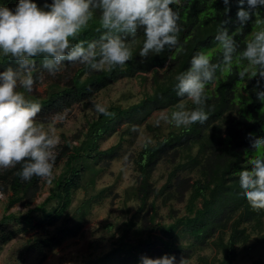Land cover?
I'll list each match as a JSON object with an SVG mask.
<instances>
[{
	"label": "trees",
	"instance_id": "16d2710c",
	"mask_svg": "<svg viewBox=\"0 0 264 264\" xmlns=\"http://www.w3.org/2000/svg\"><path fill=\"white\" fill-rule=\"evenodd\" d=\"M18 2L0 0V6L15 9ZM34 2L43 6L51 0ZM230 5V11H227L222 0H177L172 7L180 13L178 23L182 30L178 33L179 43L175 49L166 47L162 53L152 54L141 62L139 51L145 39L141 29L130 41L133 58L122 68L90 71L79 63H65L61 72L48 83L44 97L29 95L30 99L42 104L37 118L43 122V117L59 113L74 103L95 111L94 95L123 77L142 76L143 81L150 79L152 86L137 102L126 106L119 101L107 105L109 111L115 113L114 117L96 113L88 119L84 134L74 135L77 143H73V138L62 135L63 143L56 159L57 164L63 159L62 168L55 174L47 195L41 201L33 203L41 188L40 178L33 176L30 181L21 180L17 175L21 165L0 170V187L11 192L0 217V242L9 237V233L3 232L6 224H16L25 231H34L26 240L23 252L34 249L43 258L64 238L79 231L92 204L110 191L109 186L92 192L90 189L110 162L120 155L124 135L132 134L134 138L138 132H133L132 127L139 128L143 122L151 130L146 121L153 111L166 108L171 112L180 102L185 103L188 109L194 107L187 98L182 101L175 90V77L187 71L191 58L201 50H210L212 62L220 64L222 50L215 37L221 28L226 27L229 34L234 35L239 53L251 33L258 28L256 18L264 19L262 7L256 10L252 21L242 30H237L236 0H230ZM99 17L100 11L95 10L94 19L80 40L90 42L99 39L104 31L99 25ZM9 66L15 68L16 64L10 57L0 54V71ZM242 66L234 63L231 69L218 71L215 84L208 86L207 94L211 99L207 100V106L211 110L205 124L196 123L179 129L167 125L165 133L158 131L154 134L155 140L151 145L144 147L143 143L132 158L138 171V184L125 189L124 197L125 200L132 196L138 199L136 209L117 226L105 224L104 229L109 234L89 242L85 254L69 264H141L143 256L159 258L165 254L174 255L177 264L181 257L189 261L193 256H196L195 264H211L216 259L218 264H236L237 245L246 244L251 231H258L250 230L244 224L262 220L264 216V211L259 213L248 204L237 175L251 167L252 159L264 156L251 147L248 137L249 133L264 137V102L256 97L255 79L239 78ZM45 71L41 60L37 59L34 75L38 78ZM260 90H264V81ZM118 129L121 131L118 141L100 148L99 141ZM164 159L171 166L164 183L155 187L151 182L152 172ZM78 188L84 189L85 196L72 208ZM159 197L164 202L169 199L184 201L186 212L176 215L171 210L173 220L164 223L158 214ZM16 204L21 209L9 210ZM240 209L244 215L236 217ZM209 245L221 254L220 258L212 256L210 259L201 253ZM251 264H257V260Z\"/></svg>",
	"mask_w": 264,
	"mask_h": 264
},
{
	"label": "clouds",
	"instance_id": "9594fccd",
	"mask_svg": "<svg viewBox=\"0 0 264 264\" xmlns=\"http://www.w3.org/2000/svg\"><path fill=\"white\" fill-rule=\"evenodd\" d=\"M177 0H51L38 5L34 0H19L15 9L0 6V54L10 57L16 64L0 71V169H14L21 165L17 175L23 181L33 176L47 184L55 179V165L60 136L54 128H46L36 117L42 104L30 99L38 78L34 75L36 60L49 76L55 77L65 63L84 65L90 71H113L123 67L133 58L130 41L143 30L144 41L139 51L141 62L152 54H160L165 48L175 49L179 43L178 23L180 13L172 7ZM230 11V0H222ZM237 19L242 30L253 20L256 10L264 7V0H236ZM247 6V7H245ZM100 11L99 25L104 30L98 40L85 42L79 37L94 19V11ZM227 23V22H224ZM257 30L251 33L244 49L237 53V42L226 27L216 35L222 50V61L214 64L210 50L197 52L187 71L175 79L176 95L187 98L194 107L188 109L180 102L171 112L164 110L155 121L176 128L188 127L208 119L207 94L214 85L218 71L243 65L238 72L241 80H256V97L264 102V19L256 18ZM246 62V64L244 63ZM42 79V76L40 77ZM23 89V90H21ZM97 114L108 118L115 116L105 104L94 105ZM139 132L137 126L131 129ZM251 147L264 153V137L249 133ZM75 143V142H73ZM153 143L147 138L144 147ZM125 163L128 156L124 157ZM251 167L238 172L239 185L252 209L264 211V156L250 161ZM141 264H177L174 255L159 258L141 257ZM178 264H187L181 257Z\"/></svg>",
	"mask_w": 264,
	"mask_h": 264
},
{
	"label": "rangeland",
	"instance_id": "374dc122",
	"mask_svg": "<svg viewBox=\"0 0 264 264\" xmlns=\"http://www.w3.org/2000/svg\"><path fill=\"white\" fill-rule=\"evenodd\" d=\"M149 75L150 73L147 74V76ZM41 76L42 79H40ZM54 78L53 76H49L46 71L41 72L33 93L28 95L44 97L46 95L48 83ZM142 79V76L120 78L116 82L104 87L95 94L92 99L96 103L105 105L119 101L126 106L132 102H137L143 98L152 87L150 79L145 81ZM164 110L167 109L164 108L153 111L148 117L146 122L151 126V130L145 125V122H143L139 127V132L134 138L132 134L124 135L122 142L123 148L120 151V155L110 162L108 168L96 178L93 189H90V192H92L101 187L109 186L110 191L106 196L101 198L100 201L92 204L89 212L84 216L82 227L75 235L64 238L56 248L48 251L46 255L41 258V255L34 249L23 252L26 240L33 235L34 231H25L16 224H6L3 232L9 233V237L3 242H0V264H69L76 257L85 254L88 250L87 247L89 242L109 234L104 229L105 224L113 223L117 226L122 220L129 217L130 213H132L139 204L138 199L133 196L127 200L124 199L125 189H131L138 184V171L134 167L132 158L147 138H151L154 142L155 133L158 131L165 133L167 131L168 124L163 122H161L160 128L154 126L157 117ZM95 115L96 112L91 107L84 109L79 103H74L70 108L59 113L43 117V122H40L37 117L36 120L46 128H54L56 134L60 136L61 144L63 143L62 135L73 138V142L77 143V139L74 138V135L82 136L86 130L88 119ZM123 127L122 125L121 128ZM120 132L121 131L118 129L112 135L103 137L99 141V147L106 148L117 142L120 138ZM125 156H128L127 163L124 161ZM62 164L63 159L60 160L58 164L56 163L54 169L55 174L60 172ZM170 166L171 164L165 159L158 162L151 176V182L155 187H160L164 183ZM183 172L186 171H182V173ZM49 186L50 184L41 181V188L33 203L41 201L47 195ZM9 194H11L10 191L5 192L0 187V217L3 214L4 205ZM84 196V189L78 188L72 200L71 207L77 206L79 200ZM157 204L159 218L164 223H169L173 220L170 217L171 210H173V213L176 215H181L186 212L184 201L169 199L164 202L162 197H159L157 199ZM16 209H21V206L16 204L9 208V210ZM261 212L262 211L259 213ZM239 214L243 216L244 211L240 209L236 217ZM244 225L248 226L250 230L257 229L258 231H251L249 240L246 244L239 243L237 245L235 263L251 264L253 260H257V264H264V236L261 237L264 233V216L262 220L257 221V219H255L250 222V224L245 223ZM115 230L116 227L114 228V231ZM201 253L207 255L210 259H212V256H216L217 258L221 257V254L211 245L207 246ZM196 261V256H193L187 261V264H195ZM211 264H218V259L211 262Z\"/></svg>",
	"mask_w": 264,
	"mask_h": 264
}]
</instances>
